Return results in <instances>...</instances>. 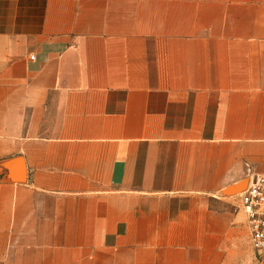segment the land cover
Listing matches in <instances>:
<instances>
[{
    "label": "crops",
    "instance_id": "0c3cea01",
    "mask_svg": "<svg viewBox=\"0 0 264 264\" xmlns=\"http://www.w3.org/2000/svg\"><path fill=\"white\" fill-rule=\"evenodd\" d=\"M259 176L264 0H0V264H264Z\"/></svg>",
    "mask_w": 264,
    "mask_h": 264
},
{
    "label": "built area",
    "instance_id": "2783aa9c",
    "mask_svg": "<svg viewBox=\"0 0 264 264\" xmlns=\"http://www.w3.org/2000/svg\"><path fill=\"white\" fill-rule=\"evenodd\" d=\"M240 198L242 209L248 218L251 246L264 258V176L251 179Z\"/></svg>",
    "mask_w": 264,
    "mask_h": 264
},
{
    "label": "rangeland",
    "instance_id": "374dc122",
    "mask_svg": "<svg viewBox=\"0 0 264 264\" xmlns=\"http://www.w3.org/2000/svg\"><path fill=\"white\" fill-rule=\"evenodd\" d=\"M256 254H257V253H256ZM257 257L260 258V259H262V260L264 259L263 257L259 256L258 254H257Z\"/></svg>",
    "mask_w": 264,
    "mask_h": 264
}]
</instances>
